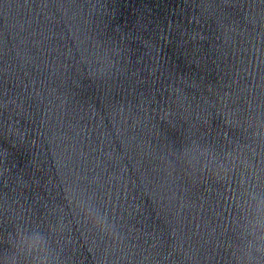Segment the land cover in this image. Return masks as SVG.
<instances>
[{"label":"clouds","instance_id":"9594fccd","mask_svg":"<svg viewBox=\"0 0 264 264\" xmlns=\"http://www.w3.org/2000/svg\"><path fill=\"white\" fill-rule=\"evenodd\" d=\"M184 151L191 153V159L200 163L194 154L207 156L211 166L214 161L193 143ZM191 162V161H190ZM262 182L252 174L242 178L231 194V240L225 243L229 264H264V195ZM74 210L85 223L100 235L116 234V226L106 210L98 204L95 196L84 192H71ZM56 226L48 224L43 230L39 224L27 219L12 223V230L0 237V244L6 247L0 254V264H64L65 256L57 246Z\"/></svg>","mask_w":264,"mask_h":264}]
</instances>
